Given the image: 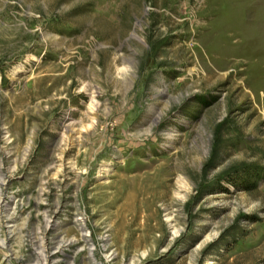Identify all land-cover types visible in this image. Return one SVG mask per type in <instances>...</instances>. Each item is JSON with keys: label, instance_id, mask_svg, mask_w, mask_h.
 I'll use <instances>...</instances> for the list:
<instances>
[{"label": "rangeland", "instance_id": "rangeland-1", "mask_svg": "<svg viewBox=\"0 0 264 264\" xmlns=\"http://www.w3.org/2000/svg\"><path fill=\"white\" fill-rule=\"evenodd\" d=\"M2 241L264 264V0H0Z\"/></svg>", "mask_w": 264, "mask_h": 264}, {"label": "bare ground", "instance_id": "bare-ground-1", "mask_svg": "<svg viewBox=\"0 0 264 264\" xmlns=\"http://www.w3.org/2000/svg\"><path fill=\"white\" fill-rule=\"evenodd\" d=\"M233 56V55H232ZM92 97L93 96H91V100H90V102H89V104H88V109H89V112H91V113H93L96 109H95V102L93 101V99H92ZM73 109H75V108H73ZM71 131V130H70ZM77 135L75 136V139L79 136L80 137V134L79 133H76ZM70 137H72V135L70 136ZM74 139V138H73ZM72 140V139H71ZM6 206V205H5ZM154 216H151L150 217V219H152ZM157 216H155L154 218H156ZM145 219V218H144ZM155 220V219H154ZM145 223V222H144ZM146 225V224H145ZM0 244H1V247L2 248H5V249H7V247H6V245H5V242H0ZM134 246V245H133ZM7 251H10V250H7Z\"/></svg>", "mask_w": 264, "mask_h": 264}]
</instances>
